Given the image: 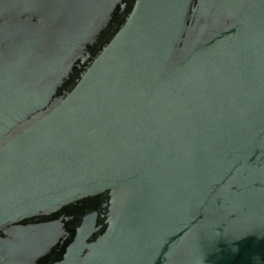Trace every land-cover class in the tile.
Here are the masks:
<instances>
[{
  "label": "water",
  "instance_id": "1",
  "mask_svg": "<svg viewBox=\"0 0 264 264\" xmlns=\"http://www.w3.org/2000/svg\"><path fill=\"white\" fill-rule=\"evenodd\" d=\"M0 264H264V0H0Z\"/></svg>",
  "mask_w": 264,
  "mask_h": 264
}]
</instances>
